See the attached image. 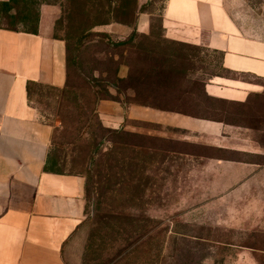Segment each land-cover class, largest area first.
Wrapping results in <instances>:
<instances>
[{"label": "rangeland", "instance_id": "rangeland-1", "mask_svg": "<svg viewBox=\"0 0 264 264\" xmlns=\"http://www.w3.org/2000/svg\"><path fill=\"white\" fill-rule=\"evenodd\" d=\"M167 1L146 0L150 29L134 40L108 31L112 24L135 27L142 13L134 1L17 0L11 14L0 15V26L35 30L39 9L58 7L54 36L67 43L69 88L38 87L33 100L56 127L59 171L87 176L103 138L100 97L90 80L110 77L133 104L224 122L226 132L214 144L131 133L104 140L90 184L94 220L72 262L264 264V81L251 80L261 93L243 105L207 99L210 81L224 74L222 55L166 39ZM224 1L248 35L264 40V0ZM88 32H106L112 43L93 38L78 50Z\"/></svg>", "mask_w": 264, "mask_h": 264}, {"label": "crops", "instance_id": "crops-1", "mask_svg": "<svg viewBox=\"0 0 264 264\" xmlns=\"http://www.w3.org/2000/svg\"><path fill=\"white\" fill-rule=\"evenodd\" d=\"M137 1L139 7L146 2ZM57 12V6H42L36 33L0 26V264H73L89 217L86 177L51 169L56 127L42 119L33 100L38 87L66 86L68 47L54 36ZM163 28L169 41L222 55L226 74L208 84L211 97L246 103L261 93L251 80L264 81V40L248 35L224 0H168ZM149 29L148 16L140 14L134 28L112 24L108 31L146 35ZM98 113L105 127L172 141L214 144L226 132L222 123L142 104L124 109L101 101Z\"/></svg>", "mask_w": 264, "mask_h": 264}, {"label": "trees", "instance_id": "trees-1", "mask_svg": "<svg viewBox=\"0 0 264 264\" xmlns=\"http://www.w3.org/2000/svg\"><path fill=\"white\" fill-rule=\"evenodd\" d=\"M121 1H125V2H136L137 4V7H138V11L139 13H145L146 9L147 8V4H143L141 7H139L138 5V1L137 0H121ZM17 3V0H11L9 3H4V4H1L0 5V15H3L4 13H7V14H11V11L14 10V6L15 4ZM40 13H41V10L39 9V18L37 20V28L35 30H24V29H14V28H9V27H6L8 29H13V30H22V31H25V32H38V28H39V22H40ZM3 26V25H2ZM133 32L131 33V38L133 36ZM138 34V33H137ZM136 34V35H137ZM93 38H98L102 41H108V43H112L111 41V35L106 33V32H88V33H85L83 34L79 40H78V44H77V49L80 50L82 47L85 46V44L87 42L90 41V39H93ZM136 38V37H135ZM120 46H125V44H121ZM69 63H70V57L68 55L67 57V67H68V77H67V82H66V86L61 89L60 91H62L63 93L64 92H67L68 90V81H69ZM121 65H124V63H119V67ZM224 70V74H218V75H215V76H222V75H225L226 71L225 69L223 68ZM115 73H117V70L115 71ZM122 80V79H121ZM114 81H112L110 79V77H107V78H102V79H94V80H90V85H92V87L95 89V92L97 93V95L100 97V102L101 101H116V102H119L122 104V106L124 107V109H127V107L130 105V104H133V102H129L128 98H127V94L125 92H123L120 87L118 85H116V83H112ZM112 90H115L117 92L116 95H114L112 93ZM205 96L207 97V99L209 100H212V101H215V102H228V103H234V102H229V101H225V100H221V99H217V98H214V97H211L210 95H208L206 89H205ZM256 96V95H254ZM247 103V102H246ZM246 103H236V104H246ZM144 106H148V105H144ZM148 107H152V106H148ZM152 108H156V109H160V108H157V107H152ZM160 110H165V109H160ZM165 111H171V112H177V113H180V114H184V115H188V116H192L194 118H198V119H203V120H209V121H214V122H219V123H224L222 120H218V119H213V118H207V117H199L197 115H193V114H188V113H181L179 111H176V110H165ZM100 124H101V130L104 132L103 133V138L99 141V143L97 144L96 148H95V152L92 154L91 156V162H92V166L88 169L87 171V176L86 177V193H87V198H88V201H89V204L91 206V203L93 202V199L96 197V191L95 189H90V184H92V181H93V164L96 162L97 158H99V156L101 155V147L99 148V146L101 145V143L105 140L107 143H111L112 142V136L113 135H121V134H125L127 133L123 127L119 128V129H112V128H108V127H105L103 125V123L101 122L100 120ZM226 124V123H225ZM55 146V145H53ZM53 152H54V147L52 149V157H53ZM51 157V155H50ZM54 158V157H53ZM55 162L54 160L52 161L51 163V169L56 171V172H63V171H59L58 169L54 168L55 167ZM93 217L91 216V212H89V217L87 219V222L88 221H93Z\"/></svg>", "mask_w": 264, "mask_h": 264}, {"label": "water", "instance_id": "water-1", "mask_svg": "<svg viewBox=\"0 0 264 264\" xmlns=\"http://www.w3.org/2000/svg\"><path fill=\"white\" fill-rule=\"evenodd\" d=\"M136 34H137V31L135 30V32H134V34H133L131 40H134V39H135ZM94 209H95V203H93V206H92V216H93V214H94Z\"/></svg>", "mask_w": 264, "mask_h": 264}]
</instances>
